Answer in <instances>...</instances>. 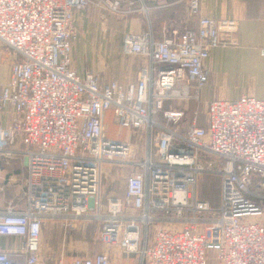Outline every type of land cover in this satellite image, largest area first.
Returning a JSON list of instances; mask_svg holds the SVG:
<instances>
[{
  "label": "built area",
  "instance_id": "2783aa9c",
  "mask_svg": "<svg viewBox=\"0 0 264 264\" xmlns=\"http://www.w3.org/2000/svg\"><path fill=\"white\" fill-rule=\"evenodd\" d=\"M120 0H96L110 12ZM89 0H0V43L18 57L0 87V155L25 160L24 210L0 209V238L17 249H0V264H44L38 258L43 219L66 226L82 219L96 223L106 242L139 255V264H206L213 251L218 264H264V208L253 198V178L264 179V100L241 95L214 99L205 107L206 126L189 123L184 111L165 105L197 99L206 82L208 51L229 44L233 19L200 14V0H185L196 17L194 29L171 30L159 40L150 31H127L122 55L146 64L134 81L101 82L90 70L72 68L75 38L72 11ZM187 83L195 86L188 92ZM114 122L145 134L141 157L126 140L105 135L104 113ZM220 161L217 207L198 196L197 182ZM130 167L122 198L100 201L103 167ZM264 190V182L255 184ZM56 264H61L60 261ZM69 264H109L108 255L74 257Z\"/></svg>",
  "mask_w": 264,
  "mask_h": 264
},
{
  "label": "crops",
  "instance_id": "0c3cea01",
  "mask_svg": "<svg viewBox=\"0 0 264 264\" xmlns=\"http://www.w3.org/2000/svg\"><path fill=\"white\" fill-rule=\"evenodd\" d=\"M91 1L96 0H89L83 10L72 11L75 38L72 41L71 60L72 68L80 77L90 70L101 82L115 80L125 85L135 80L136 72L146 64V60L142 56L122 55L119 52L124 32L147 30L153 39L159 40L171 30L181 32L196 26V17L186 12L185 0H128V4H119L114 13L105 5H96ZM106 12L114 15L109 17L111 21L107 23ZM200 14L213 19H233L236 31L222 36L230 41L229 44L208 51L202 63L206 82L197 91V99L165 103L182 109L185 115L183 122L186 123L190 122L194 110L197 112L201 107L205 112L207 102L214 99L234 100L245 94L264 100V0H200ZM5 49L11 51L7 47ZM12 61L6 60L7 70L0 75V87L8 79ZM100 63L108 68L99 70L97 67ZM187 88L190 93L195 90L192 83H187ZM11 114V107L6 105L0 114V126L9 124ZM196 125L202 126L197 123V118ZM125 130L127 132L123 138L110 136L106 131L105 135L110 139L132 141L133 137L143 134L139 130ZM108 167L106 165L105 169ZM108 170L111 174V167ZM25 175L23 155H0V209L9 203L16 211L24 210ZM108 180L106 176V182ZM261 180L264 182V179ZM258 181L253 178L254 192L264 191L255 185ZM123 194L124 185L115 190L111 188L104 195L122 198ZM253 199L264 208V199ZM64 224L65 221L61 219H43L38 253L42 263L56 264L60 261L61 264H69L74 257H92L95 253L104 252L108 255L109 264H139L137 253H128L108 244L98 229L90 234L87 221L77 219L72 227ZM0 249L6 248L0 246ZM206 264H218L213 251H207Z\"/></svg>",
  "mask_w": 264,
  "mask_h": 264
},
{
  "label": "rangeland",
  "instance_id": "374dc122",
  "mask_svg": "<svg viewBox=\"0 0 264 264\" xmlns=\"http://www.w3.org/2000/svg\"><path fill=\"white\" fill-rule=\"evenodd\" d=\"M91 2L96 4V1H91ZM122 2H124L125 4H128V0H120L119 4H121ZM104 16H105L106 23H107L111 21L109 17H112L114 15L106 12ZM113 23L116 24L117 22L113 20ZM5 48H6L5 46L0 44V54H1L0 55V73L1 74L0 75H2L3 72L7 70L8 64L6 63V60H9V59L17 60L18 59L17 56H14V54L11 51L6 50ZM97 68L102 71L103 69L108 68V67H106L104 63L102 64L100 63L98 64ZM171 102L174 103V101H171ZM196 118H197V123L201 124L203 127L206 126V115H205V112L202 111L201 107L197 110ZM103 122L105 125V131L110 136H113L115 138H118V137L123 138L125 136L127 130L121 129L114 122L111 110H107L104 113ZM145 141H146V138L144 137V133L141 135L138 134L137 136L133 137L132 141L128 140V143L132 147L131 148L132 154L135 157L139 158L143 155L144 148H145ZM202 156H203L202 158H206L207 160L211 162H215V164H213L210 168L212 172L203 173L198 178L197 193L200 198L205 199L211 207L215 208L218 206V202H219V174L216 173L215 171L217 168L221 166V162L215 161V158L209 155L203 154ZM108 166L111 167V170H112V171L110 170L112 172L111 174H109V170H108L109 167L105 169V166H104V170H102L103 174L101 177V193H100V201L102 205H104L106 201V197L104 195L105 191H110L111 188L115 190L118 187H123L124 179L130 169V167L124 163H120L118 165L110 164ZM106 176L108 177V179H110L107 182H106ZM254 187L255 186H253V188ZM88 223L89 224H87L88 225L87 230L89 231L90 234H93L92 232H96L98 227L96 223L92 221H88ZM0 246L6 249H17L19 246V243L14 239L2 238L0 239Z\"/></svg>",
  "mask_w": 264,
  "mask_h": 264
}]
</instances>
